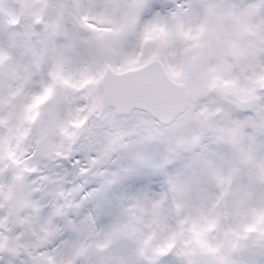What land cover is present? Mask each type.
<instances>
[{"label": "snow or ice", "instance_id": "1", "mask_svg": "<svg viewBox=\"0 0 264 264\" xmlns=\"http://www.w3.org/2000/svg\"><path fill=\"white\" fill-rule=\"evenodd\" d=\"M0 264H264V0H0Z\"/></svg>", "mask_w": 264, "mask_h": 264}]
</instances>
